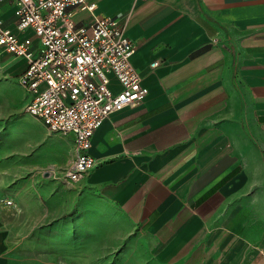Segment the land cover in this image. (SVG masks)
Masks as SVG:
<instances>
[{"label":"crops","instance_id":"0c3cea01","mask_svg":"<svg viewBox=\"0 0 264 264\" xmlns=\"http://www.w3.org/2000/svg\"><path fill=\"white\" fill-rule=\"evenodd\" d=\"M90 1L119 15L148 93L102 120L90 148L96 165L63 181L92 213L139 225L131 236L156 262L264 264V0ZM0 14L33 35L17 28L9 2ZM3 55L5 75L25 70L26 58ZM14 85L0 79L3 90ZM59 139L69 147L58 153L75 152L72 134ZM8 206L0 201V264H76L17 259Z\"/></svg>","mask_w":264,"mask_h":264},{"label":"built area","instance_id":"2783aa9c","mask_svg":"<svg viewBox=\"0 0 264 264\" xmlns=\"http://www.w3.org/2000/svg\"><path fill=\"white\" fill-rule=\"evenodd\" d=\"M9 2L20 34L0 14V71L2 55L24 57L27 65L17 75L29 93L26 110L53 131L73 135L75 155L63 171L51 173L66 182L81 181L96 165L90 153L92 136L102 120L125 106H135L148 93L132 62L136 46L117 14L97 11L90 0H0ZM88 11L92 19L77 15ZM159 65L154 61L152 66ZM110 74L121 84L111 87ZM3 202L12 205V197Z\"/></svg>","mask_w":264,"mask_h":264},{"label":"rangeland","instance_id":"374dc122","mask_svg":"<svg viewBox=\"0 0 264 264\" xmlns=\"http://www.w3.org/2000/svg\"><path fill=\"white\" fill-rule=\"evenodd\" d=\"M6 18L10 22L11 14ZM0 79L18 82L17 76L1 71ZM30 97L22 85L0 88V201L10 196L15 201L4 212L15 257L52 263L163 264L150 258L146 242L135 243L131 234L141 231L139 225L92 213L81 192L51 173L52 163L63 171L75 152H57L56 147H69L66 140L63 145L57 141L65 133L49 129L26 110Z\"/></svg>","mask_w":264,"mask_h":264}]
</instances>
